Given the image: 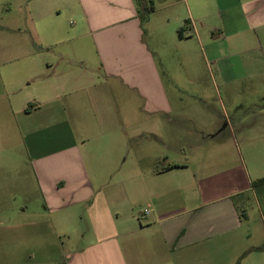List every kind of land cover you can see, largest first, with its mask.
I'll return each instance as SVG.
<instances>
[{
	"label": "crops",
	"instance_id": "crops-1",
	"mask_svg": "<svg viewBox=\"0 0 264 264\" xmlns=\"http://www.w3.org/2000/svg\"><path fill=\"white\" fill-rule=\"evenodd\" d=\"M161 1L157 21L156 0H0V143L7 125L20 142L25 134L46 207L0 211V264H264V200L252 188L264 177V118L252 132L240 119L237 134L224 109L223 131L203 100L183 99L178 78L182 69L198 77L195 44L210 63L225 59L214 49L221 38L247 33L239 78L264 76V0ZM64 13L75 18L74 43L56 51L49 37L60 36ZM24 27L34 28L25 40ZM43 44L56 64L41 67ZM20 114L42 125L24 133ZM237 136L263 142L239 156L208 148ZM124 168L128 178L114 180ZM4 185L0 204H15ZM253 200L259 212L242 217Z\"/></svg>",
	"mask_w": 264,
	"mask_h": 264
},
{
	"label": "rangeland",
	"instance_id": "rangeland-1",
	"mask_svg": "<svg viewBox=\"0 0 264 264\" xmlns=\"http://www.w3.org/2000/svg\"><path fill=\"white\" fill-rule=\"evenodd\" d=\"M146 1L149 2V0ZM156 4L158 7V12L153 16V19L160 21L163 19L164 8L161 7L163 3L161 0H156ZM141 11L144 16H148V13L144 11L143 8H141ZM233 14L234 16L236 15L235 18L237 17L236 23L238 28L246 26V21H244L240 11H233ZM63 18V23L61 25L62 27L57 29L59 30L60 36L53 35L52 38L49 37V39L52 41L51 43L58 42L56 45V51L67 50L70 47L69 43L71 42L72 45L74 43V40H71L70 38L73 36L75 18L68 13H64ZM229 28L230 27H228V29ZM31 31L34 35V28L28 29L24 27L22 29L21 35L24 40L25 38L29 39ZM245 35H248V33ZM245 35L236 37L232 36L226 40L221 38L222 40L215 44L214 49L217 51V56L225 57V59H220L218 61L210 59V63L204 60V54L202 52L201 46L195 44L194 53L197 54L196 67L200 70L198 77L196 78L190 76L184 69L181 70L182 74L178 77L180 82L189 88V91H183V93H181L183 99H185L186 102H198L199 100H203L201 107L202 105L204 106L202 111L204 110L205 116L217 119L223 118L224 122L222 121L223 124L220 126L222 127L223 131L230 132L229 126L227 124L228 120L225 119L223 114L224 109H226L227 113L229 114L231 128H233L237 134L240 131V119H245L246 121L245 124L247 129L245 131L252 132V119L254 117L264 118V113L259 112L260 108L259 105H257L259 103L264 104V76L254 77L252 79L239 78L243 63L249 62V60L245 59V57H247L249 54L245 53L242 42V37ZM60 39H63V41H58ZM45 40L47 41L48 39ZM44 45L45 44H43V46ZM262 46L263 53L259 52V54L261 55L262 59L261 65H264V40H262ZM39 48L40 51L37 58H41V67H46L48 63L56 62V59L54 58V50L47 49L48 47L46 46H44V49L42 50V46ZM32 62L34 63V60ZM22 69L24 71L26 68L23 67ZM221 69L222 72L225 70L230 71L231 75H223L221 73ZM165 75L166 78H168L166 71ZM197 84L203 85L207 97H195L199 96L198 94H201L195 92L194 90V86ZM31 88L34 89V84ZM119 97V102L121 104L125 98L122 96L121 92ZM117 109L118 107L115 110L117 111ZM119 109H121V107ZM193 110L195 109L189 108L188 112H193ZM200 110L201 108L197 114L201 115ZM7 118L8 120H11L10 113L7 114ZM15 119L21 121L20 125L22 126L24 133L27 132V130L34 129V124L37 126L42 125L40 117L34 118V116L20 114ZM58 129V126H54L50 129V131L52 133L56 132ZM6 131V141L5 143H0V147L1 145L5 144L7 149L5 156L1 157V159H3L2 164L5 166V172L0 174V181L5 184L2 191L6 197L16 195L17 202L15 204H0V211H5L7 213H18L23 209H26L27 213L46 211L43 196L34 182L35 179L31 163L32 158L29 155L27 149V139L25 134L23 136V141L20 142L18 132L16 134L12 133L11 126L7 125ZM258 142L263 141H243L237 136L234 138L231 137L229 140L225 141V146H220L215 143V145L209 144L208 148L210 151H214L218 154L230 153L232 155L239 156L240 149L243 150V154L245 155L248 149H252L251 151H253V149H255L254 145ZM249 144H251V146H248ZM261 147L262 146H260V148L257 147V149H263V147ZM206 148L207 145L204 146V149ZM128 174L129 172L126 168L112 173L114 180H126L128 178ZM258 197L260 200H263L261 193ZM125 207L127 208L128 205ZM253 207H256V210L254 211L259 212L258 203L254 200L250 202V205L247 204L245 209L246 211L251 212ZM141 208L143 207H138V210Z\"/></svg>",
	"mask_w": 264,
	"mask_h": 264
},
{
	"label": "trees",
	"instance_id": "trees-1",
	"mask_svg": "<svg viewBox=\"0 0 264 264\" xmlns=\"http://www.w3.org/2000/svg\"><path fill=\"white\" fill-rule=\"evenodd\" d=\"M152 8H150L149 10H151ZM183 28H180L179 29V33L181 35V32H182ZM175 165H171L169 167L170 168H173ZM252 188L253 190L257 193V195L259 196V194L261 193L262 197H263V200H264V177L262 178H258V179H254L252 181ZM260 191V192H259ZM240 211L242 212V217L246 216V213H245V209L243 210L242 208H240Z\"/></svg>",
	"mask_w": 264,
	"mask_h": 264
}]
</instances>
